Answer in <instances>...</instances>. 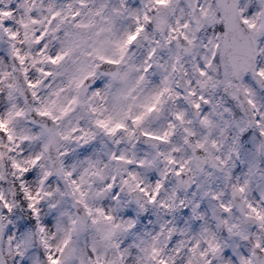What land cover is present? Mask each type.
<instances>
[{
    "label": "snow or ice",
    "instance_id": "6c2138e0",
    "mask_svg": "<svg viewBox=\"0 0 264 264\" xmlns=\"http://www.w3.org/2000/svg\"><path fill=\"white\" fill-rule=\"evenodd\" d=\"M0 264H264V0H0Z\"/></svg>",
    "mask_w": 264,
    "mask_h": 264
}]
</instances>
